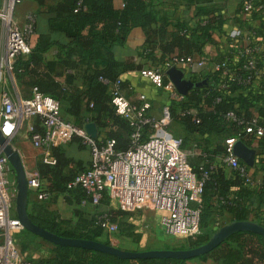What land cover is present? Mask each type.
Segmentation results:
<instances>
[{"label": "trees", "instance_id": "1", "mask_svg": "<svg viewBox=\"0 0 264 264\" xmlns=\"http://www.w3.org/2000/svg\"><path fill=\"white\" fill-rule=\"evenodd\" d=\"M35 1L47 14L48 32L38 33L30 52L15 58L12 76L65 102V110L75 117V123L79 125L84 120L107 125L109 118L116 129L109 130L107 135L115 138L119 148L128 145L129 126L110 103V85L119 80L117 70L122 64L114 57L112 46L124 43L133 26H141L146 39L140 54L155 59L152 63L154 67H162L163 62L172 55H186L193 51L206 55L203 54L204 44L212 40L213 30H220L224 21L220 10L197 5L199 0H185L188 4H195L196 20L192 24L179 21L172 31H167L166 23L153 11L151 5L154 0H122L121 7H115L112 0H81L80 4H77V0H56L54 3ZM247 1L252 3L248 10L251 15H255L264 2L243 0L240 9ZM34 14L36 18L37 13ZM159 20L160 24L156 25ZM252 30L253 35L259 37L254 42L264 44V21ZM53 33L63 34L68 40L62 42ZM150 45L160 47V56L151 55ZM51 46L56 47V58L46 59L44 52ZM240 49L211 58L213 61L227 59V71L222 73L221 70L212 69L204 84L189 88L182 99H171L169 103L171 119L183 127L185 139L194 133L202 136L195 139L194 148L198 154L193 156L191 162L199 177L206 173L201 189L200 231L190 237V246L207 241L218 227L226 223L223 221L225 214L230 216L228 222L252 220L264 226V137L245 133L240 137L248 145L256 140L258 151L254 168L261 171L262 179L254 184H250L237 169L227 171V164L223 161V141L211 143L212 134L224 138L241 127L236 121L225 118L226 111L230 109L244 119L257 115L264 123V68L258 60L257 72L250 80L239 82L233 79L234 75L247 74L243 68L245 56L241 55ZM78 76L82 79L80 86L75 82ZM83 104L89 115L81 114ZM92 112L94 115H90ZM76 137L84 145L80 137ZM52 154L56 158L53 164L36 161L42 189L48 192V196L61 192L67 194V183L75 174L70 166L72 159L58 146L52 148ZM239 161L249 168L244 160L239 158ZM76 190L86 198L81 187L77 186ZM253 197L256 198L255 206ZM29 216L38 225L57 234L109 243L107 238L99 237L102 228L96 223L97 215L90 220L93 227L80 232L58 227V220L44 221L37 220L32 214ZM109 218L114 220L111 215ZM21 232L34 234L25 228ZM52 244L49 255L40 257L38 261L33 259L37 264H183L185 260L172 257L122 258L100 250ZM206 254L214 255L222 264H264V236L250 230H236L209 252L198 256Z\"/></svg>", "mask_w": 264, "mask_h": 264}, {"label": "built area", "instance_id": "2", "mask_svg": "<svg viewBox=\"0 0 264 264\" xmlns=\"http://www.w3.org/2000/svg\"><path fill=\"white\" fill-rule=\"evenodd\" d=\"M21 1L0 0V85H6L13 77L15 58L31 50L29 38L36 18L33 12H27L22 20L15 16L16 5ZM80 3L81 0H77V4ZM251 7L250 1L243 4L244 10ZM253 34V30L249 32L240 49L241 55L245 56L243 68L247 74L232 77L239 82L251 79L257 72L258 60L264 68V44L252 41ZM208 61L210 58L206 55H172L162 67H147L141 70V74L156 87L167 90L173 99L180 100L183 94L177 91L166 69L179 64L203 65ZM211 64L213 69L222 73L228 69L227 59L212 60ZM165 77L168 79L164 81ZM110 91V103L129 126L125 148H116L115 138L91 136L82 125L63 117L59 99L40 91L37 86L31 87L29 96L17 98L8 89H0V131L10 139L20 125L27 122L31 144L41 149L40 159L48 164L56 162L53 147L73 136L80 137L90 151L89 165L76 171L67 187H81L85 199L91 203H99L104 196L112 195L123 209L161 211L160 223L166 233L193 237L200 229L201 189L206 173L199 177L194 172L182 147V137L166 129L165 125L171 120L169 104L162 107L158 118H153L148 113L150 102L143 93L139 95L140 102L134 105L120 92L119 80L111 83ZM225 118L236 121L241 127L224 136L223 161L237 169L250 184L258 183L252 178L249 168L240 163L233 147L243 133L264 137V123L257 115L244 119L232 109L226 111ZM27 183L28 187L40 186L38 176H27ZM16 191L14 168L0 150V264H37L24 256L11 235L14 229L23 227L14 208ZM47 196L48 192L43 189L37 192L38 198ZM96 223L109 232L118 230L117 223L105 213L97 215Z\"/></svg>", "mask_w": 264, "mask_h": 264}, {"label": "crops", "instance_id": "3", "mask_svg": "<svg viewBox=\"0 0 264 264\" xmlns=\"http://www.w3.org/2000/svg\"><path fill=\"white\" fill-rule=\"evenodd\" d=\"M55 1L56 0H47L46 2L54 3ZM112 2L115 7H121L123 4L122 0H112ZM242 2L243 0H199L197 3V5H206L218 9L224 16V21L221 24L220 30H213L212 40L206 42L203 46V54H206L208 59L219 57L227 53H234V49L242 47L246 43L250 30L259 27L261 22L264 21V2L261 3V8L255 15H251L248 10L240 9ZM151 7L157 17L162 18V20L166 23L167 31L174 30L175 24L179 21L184 20L192 24L196 20L194 16L195 4H188L185 0H154ZM21 8L23 13L21 16H17L22 19L27 12L37 13L35 28L29 38L30 45L32 46L36 41L38 33L48 32L47 14L44 12V8L40 7L35 0L25 1ZM159 24L160 20L156 23V25ZM53 36L62 42L68 40L63 34L53 33ZM145 39L146 34L144 29L141 26H133L129 30L124 43L114 44L112 46V53L117 60L122 62L117 70L120 92L124 94L134 105H137L140 102L139 95L143 93L150 102V106L148 108L149 115L153 118H158L161 114L162 107L169 104L170 100L173 98L167 90L156 87L148 77L141 74L142 69L154 67L152 63L155 62V59L152 57L140 54L143 50ZM156 39L159 40L160 37H156ZM257 39H259V37L254 35L251 38L253 41ZM149 49L152 56H160V47L158 45H150ZM55 53L56 47L51 46L44 52V56L46 59H53L56 58ZM190 54L199 55L197 51H193ZM211 61L212 60L203 65H198L196 63L192 65L179 64L177 67L182 70L184 78L190 79L194 82L201 81L202 79H206L207 75L210 71H212L213 68ZM164 79L167 80L168 78L165 77ZM75 82L79 86L82 85V79L79 76ZM1 88L8 89L14 98L26 97L31 94V87L23 81L14 79V77H11L6 85H0V89ZM59 101L61 105V114L63 115V112L66 114V117L64 115L63 117L75 122V117L65 110V102L61 100ZM85 113L89 115L85 110V104H83L81 114ZM90 115H94V113L92 112ZM32 120L37 123L36 119ZM107 121L109 123L107 125H98L94 120H84L80 125L85 128L86 124L93 123L94 136L99 139H106L109 138L107 132L111 129H116V126L111 124V120H109V118ZM214 135L219 136V134H212L211 138ZM189 137H193V149L198 154L197 150L194 148L196 143L195 139L201 138L202 136L194 133L190 134ZM11 138L10 142L20 153L27 176H38L39 178L35 162L41 160V149L34 146L31 148L27 122H23ZM211 143L215 144L212 139ZM245 144L254 151L253 164H246L249 166V170L255 181L259 182L262 179V173L254 168L258 151L256 140H252L251 145H248L247 143ZM58 147H60L61 151H64V153L72 159L70 165L71 168L73 166L82 170L87 168L89 165L90 151L85 145H82L79 142V139L76 136L64 141ZM116 148L119 147L116 146ZM216 157L217 160L220 161L219 156ZM226 169L229 171L231 167L227 165ZM42 188L41 181L39 187H28V214H32L37 220H58V227L63 229L74 230L79 228L81 231H86L93 227L90 224V220L96 216L97 213L95 212V209H93V204L89 202L87 203V200L80 195L79 191L75 189L76 191L73 192L72 195H66L61 192L57 194L52 193L50 196L45 198H38L37 192L42 190ZM252 200L253 206H255L256 198L253 197ZM109 206L112 208L116 207L112 199L110 200ZM75 207L79 209L74 210ZM225 217L226 218H224L223 221L225 220L226 223H229V214H225ZM99 237L101 239L107 238L110 244L121 248L144 249L136 246V243L133 242L129 236L109 232L105 229H102V234ZM183 264H222V262L214 255L206 254L203 257L194 256L187 258L184 260Z\"/></svg>", "mask_w": 264, "mask_h": 264}, {"label": "water", "instance_id": "4", "mask_svg": "<svg viewBox=\"0 0 264 264\" xmlns=\"http://www.w3.org/2000/svg\"><path fill=\"white\" fill-rule=\"evenodd\" d=\"M168 77L174 83L176 89L181 94H185L187 90L193 86H200L206 82V79L201 81H192L183 77V72L177 66H171L166 69ZM85 129L91 136H94L93 123L85 125ZM0 150L6 155L12 164L16 176V196H15V213L16 217L21 222L23 228L32 233L54 243L61 245H70L84 247L88 249L100 250L122 258H161L172 257L178 259H187L198 256L202 253H207L217 246L230 233L236 230H250L264 236V226L252 220H234L218 227L212 235L204 243L184 248H148V249H125L116 245L105 243L100 240L77 237L64 236L52 232L37 223H35L27 212L28 199V183L27 174L20 156L19 151L12 145L9 138L0 131ZM233 152L247 164L252 165L254 162V151L248 147L241 139H238L233 147Z\"/></svg>", "mask_w": 264, "mask_h": 264}, {"label": "rangeland", "instance_id": "5", "mask_svg": "<svg viewBox=\"0 0 264 264\" xmlns=\"http://www.w3.org/2000/svg\"><path fill=\"white\" fill-rule=\"evenodd\" d=\"M27 0H22L16 5L15 16L23 13L22 5ZM22 19V18H19ZM66 117V114L63 112ZM166 126V129L172 133L182 137V147L186 151L187 157L190 162L193 161V156L197 153L193 149V137L185 139V131L183 127L176 121L170 120ZM12 138H10L11 141ZM214 143H219L223 140L222 135H214L212 138ZM31 148L33 146L30 144ZM35 159V157H34ZM36 163V162H35ZM72 171L75 173L79 169L72 166ZM77 186L68 187L66 195H72L75 192ZM107 198H102L99 203H91L87 200V203L93 204V209L97 215L106 214L108 217H114V220L118 225V230L116 234L129 236L136 246L148 249V248H184L191 247L189 245L190 237L183 234L171 235L164 231L162 224L160 223V216L163 212L157 211L155 209H123L118 206L117 198L115 196H108ZM104 199H107L104 200ZM112 199L116 207L112 208L109 206L110 200ZM109 207V208H108ZM79 209L77 207L74 208ZM23 228V227H22ZM22 228L14 229L11 235L17 244L18 248L24 253L26 258L34 259L38 261L40 257L49 255L52 249V243L38 235L34 234H24L21 232ZM76 231L80 232L79 228ZM200 229L198 230L199 233ZM128 247V246H127ZM134 247V245H133Z\"/></svg>", "mask_w": 264, "mask_h": 264}]
</instances>
